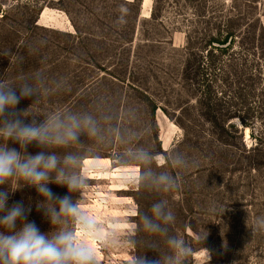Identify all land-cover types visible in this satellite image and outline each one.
Here are the masks:
<instances>
[{
  "label": "rangeland",
  "instance_id": "374dc122",
  "mask_svg": "<svg viewBox=\"0 0 264 264\" xmlns=\"http://www.w3.org/2000/svg\"><path fill=\"white\" fill-rule=\"evenodd\" d=\"M44 1L0 0V77L19 83V76L41 72L50 85L63 78L66 90L34 105L33 110L41 113L65 107L90 109L99 96L132 106L139 115L136 126L143 129L141 143L162 158L178 150L190 162L186 169H169L182 178L178 190L157 194L122 179L134 166L114 159L116 149L85 148L81 170L87 184L80 194L81 206L101 220L127 225L128 231L138 225L139 214L148 212L163 195L176 216L172 230L190 242L189 264H264V232L252 235L251 231L255 218L264 216V149L249 150L258 139L264 143V127L253 111L257 91L252 85L244 87L238 105L233 91L221 84L224 109L232 104L241 113L246 111L253 124L243 127L234 117L228 123L237 132L230 127L216 130L195 102L187 40L189 35L202 37L210 14L218 16L231 8L240 30L246 23L264 30V0ZM121 6L126 9L122 24L118 22ZM234 47V62L247 68L244 78L252 72V50L246 39ZM194 49L202 48L196 44ZM34 99H21L17 111L28 108ZM35 118L43 120V116ZM9 147L19 150L11 141ZM72 150L58 151L62 155ZM39 151L35 145L27 148L30 154ZM48 187L56 196L68 195L66 187L54 183ZM8 189L7 184L0 186V191ZM72 196L76 199L79 194ZM40 199L35 188L25 186L10 192L7 203L30 206L28 221L48 233L52 226L36 208ZM134 238L139 242L144 234ZM142 250L137 244L101 249L98 255L100 264H128ZM144 253L153 260L159 255L152 249Z\"/></svg>",
  "mask_w": 264,
  "mask_h": 264
},
{
  "label": "clouds",
  "instance_id": "9594fccd",
  "mask_svg": "<svg viewBox=\"0 0 264 264\" xmlns=\"http://www.w3.org/2000/svg\"><path fill=\"white\" fill-rule=\"evenodd\" d=\"M125 12L121 6V24L125 23ZM17 79L19 83L0 77V186L9 185L8 190L0 191V264H100L101 249L137 244L143 250L134 254L128 264H189L190 242L172 230L176 216L163 195L148 212L139 214L138 225L128 231L124 230L127 225L118 221L99 219L80 202L87 184L81 170L85 148L116 149L114 159L134 166L122 179L157 194L180 188L181 176L169 169L188 168L186 155L172 149L162 158L141 143L143 129L136 126L139 115L132 106H121L109 97L99 96L90 109L65 107L41 113L33 110L34 105L66 90V81L62 78L50 85L41 72ZM32 97L35 99L28 108L17 111L21 99ZM37 116H43V120L37 122ZM9 141L18 144L19 150L9 147ZM30 145L40 151L28 153ZM61 149L75 150L61 155ZM52 183L66 187L68 195L56 196L48 187ZM25 186L35 188L42 197L36 208L50 222V232L42 233L35 222L28 221L30 206L21 201L8 206L9 193ZM77 193L79 197L73 199L72 194ZM251 231L252 235L264 232V216L255 218ZM139 233L144 234V239L138 242L134 237ZM145 249L159 253L158 258H147Z\"/></svg>",
  "mask_w": 264,
  "mask_h": 264
},
{
  "label": "trees",
  "instance_id": "16d2710c",
  "mask_svg": "<svg viewBox=\"0 0 264 264\" xmlns=\"http://www.w3.org/2000/svg\"><path fill=\"white\" fill-rule=\"evenodd\" d=\"M139 1L132 0L131 2L125 1V3L135 4ZM233 10L234 8L222 10L218 16L210 14L202 37L196 39L189 35L187 40H189V83L194 85V91L197 94L195 102L216 130L230 127L237 132L238 128L228 123V120L237 117L243 127H251L252 121L247 120L249 113H245L246 111L241 113V109L232 107V104L228 109H224L225 104L221 102V95L224 88H229L233 91V93L230 92L233 99H242L245 94L242 98L240 95L244 92V87L246 89L252 85L257 91L253 93L256 103L253 110L255 118L259 119L264 127V30L261 26L255 30L247 23L244 30H240L241 27L237 24ZM240 39L247 40L252 50L251 55L254 57L251 63L252 72L250 71L244 78L242 76L247 68H239L233 56L235 54L234 45L239 43ZM196 44H200L202 49L195 50ZM191 65H194V68ZM221 84L224 88L218 90ZM236 104H241L239 99L236 100ZM262 149H264V143L258 139L256 145L249 150Z\"/></svg>",
  "mask_w": 264,
  "mask_h": 264
},
{
  "label": "bare ground",
  "instance_id": "6f19581e",
  "mask_svg": "<svg viewBox=\"0 0 264 264\" xmlns=\"http://www.w3.org/2000/svg\"><path fill=\"white\" fill-rule=\"evenodd\" d=\"M248 131L246 130V135H247Z\"/></svg>",
  "mask_w": 264,
  "mask_h": 264
}]
</instances>
